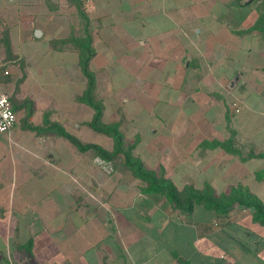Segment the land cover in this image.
<instances>
[{
  "label": "crops",
  "instance_id": "crops-1",
  "mask_svg": "<svg viewBox=\"0 0 264 264\" xmlns=\"http://www.w3.org/2000/svg\"><path fill=\"white\" fill-rule=\"evenodd\" d=\"M263 13L262 0H0V91L16 115L0 134V264H264V225L250 209L173 211L129 183L123 164L27 129L57 123L97 144L78 52L49 45L89 35L102 122L127 120L144 167L215 195L227 190L212 183H264L255 176L264 159L201 147L230 140L264 154V36L254 29ZM112 86L135 93L121 102L155 106L154 132L105 97Z\"/></svg>",
  "mask_w": 264,
  "mask_h": 264
},
{
  "label": "trees",
  "instance_id": "trees-1",
  "mask_svg": "<svg viewBox=\"0 0 264 264\" xmlns=\"http://www.w3.org/2000/svg\"><path fill=\"white\" fill-rule=\"evenodd\" d=\"M263 11H264V0ZM254 29L261 32L264 36V13L259 16ZM6 50L8 45L6 38L3 40ZM53 49H61L66 45L72 46L78 52V64L87 80V87L79 97V101L88 105L93 111V117L89 123V127L102 135L108 136L112 140V150L107 151L97 144H83L76 137L67 133L65 129L57 123H44L41 127L27 126V129L36 131L42 134H53L57 137L64 138L72 144L80 152H91L95 158L103 161H113L121 159L122 164L131 175L138 179L142 184V191L145 193H155L163 196L169 206L178 212L190 213L195 206H202L208 211L217 215H226L231 211L234 205L241 206L243 209H250L252 212L253 222L264 225V204L262 201L250 192V190L241 185L232 187L227 193L215 195L209 184H204L201 189H197L192 184H185L181 190H178L170 179L166 178L161 172L158 176L154 171L146 169L140 158L133 155V146L126 145L124 136L119 129L118 122L104 123L102 122V106L101 102L94 98L93 75L88 70V63L94 54V50L89 35L81 37H71L66 40H52L49 44ZM29 104L28 102H26ZM202 148H222L228 152L237 154L239 152L232 147L230 140L223 142L203 143ZM264 159L263 153L254 154L249 152L246 157H241L242 160L250 158ZM256 178L264 182V166L256 172ZM181 264L186 262L179 261Z\"/></svg>",
  "mask_w": 264,
  "mask_h": 264
},
{
  "label": "rangeland",
  "instance_id": "rangeland-1",
  "mask_svg": "<svg viewBox=\"0 0 264 264\" xmlns=\"http://www.w3.org/2000/svg\"><path fill=\"white\" fill-rule=\"evenodd\" d=\"M215 11L216 10L213 8V12L214 13H215ZM116 90H117V87L116 86H112L110 91H107V92L104 93V95H106L105 97H109V99L113 100V104H115V105L120 104L121 107H122L123 114L124 115H127V116H130V118L134 119V125L136 127H138L141 131L143 130V132L144 131L154 132L155 131V128H156V125H155V116L156 115L155 114L157 113V109H155V106H152L149 103L148 106H144L143 107L140 104V102L138 101V103H137L136 100H135V102L134 101L133 102L130 101L129 104L132 105V106H130V105H128L125 102H121L120 98H121V96H123L125 94L134 95L135 93H133V92L132 93L131 92H126V91H124V92H120V91L117 92ZM104 95L102 93L103 98H105ZM241 113H242V111H241ZM235 116L237 117V116H240V115L238 114V115H235ZM135 117H137L139 119H136ZM116 118H118V119H117V121H114V122H118L119 123V129H120V131L122 130L121 132H122V134L124 136V141H125L126 145H134L133 146V149H134V147L137 146L141 142L137 139L138 137H136V135L134 136V130L132 129V126L129 125V124H127V120H125L123 117L119 116V117H116ZM100 137H103V136L101 134L100 135L97 134V139H96L97 140V144L100 145V146H102V147H105L106 145L103 144V141H107L106 142V144H107L108 141H109L108 140L109 138L107 137V140H102V138H100ZM111 143H112V140H111ZM232 147L235 148L239 152V154H240L241 157L243 155H244L243 157H246V155L249 152H252V151H250L251 150L250 148H248L247 146L244 147L241 144H237L236 143L235 146H234L233 143H232ZM111 150H112V146H111ZM132 153H133V151H132ZM235 155H237V154H235ZM96 159H97L96 161L98 163V161H100V159H98V158H96ZM113 162L114 163H119V164L122 165L121 159H115V161H113ZM158 167H159L158 165L155 166V162H154V164H153L154 170H152V171H154L157 176L161 172H163L165 174L166 178H167V173L164 172L163 169L160 170ZM145 168L146 169H149L147 167H145ZM110 169H111V167H109V168L108 167H105L103 170L107 171L106 173H108V172H112V170H110ZM149 170H151V169H149ZM111 174H113V173H111ZM128 181H129V183H141L138 179L134 178L131 175L130 172H129V176H128ZM175 184L179 185L180 183H175ZM195 184L200 185V183H195ZM232 184L233 185L237 184L234 187H237V186L241 185L243 187L248 188L247 186L242 185L240 183H232ZM247 184H249V186L251 187V188L249 187L250 189L248 188L250 190V192L252 194H254L256 197H258V198L260 196L261 198H259V199L260 200L262 199L261 201L263 203V200H264V183H247ZM212 185L215 187V190H217L216 192L218 193V192H220V191H218L219 188H221L223 185L225 186V190H227V192H228L230 190V185L231 184L230 183H212ZM252 190L253 191H256L258 193V195H256L255 193H253ZM245 210L246 209H243L241 206L234 205L232 207V209H231V212L233 214H237L239 211H245ZM173 211H175V210H173Z\"/></svg>",
  "mask_w": 264,
  "mask_h": 264
},
{
  "label": "built area",
  "instance_id": "built-area-1",
  "mask_svg": "<svg viewBox=\"0 0 264 264\" xmlns=\"http://www.w3.org/2000/svg\"><path fill=\"white\" fill-rule=\"evenodd\" d=\"M4 74H7L4 72ZM240 113V105L237 101L229 104L228 114L232 117ZM16 122V115L13 111L9 97L0 91V134L8 133Z\"/></svg>",
  "mask_w": 264,
  "mask_h": 264
},
{
  "label": "water",
  "instance_id": "water-1",
  "mask_svg": "<svg viewBox=\"0 0 264 264\" xmlns=\"http://www.w3.org/2000/svg\"><path fill=\"white\" fill-rule=\"evenodd\" d=\"M38 33H39V31H38Z\"/></svg>",
  "mask_w": 264,
  "mask_h": 264
}]
</instances>
